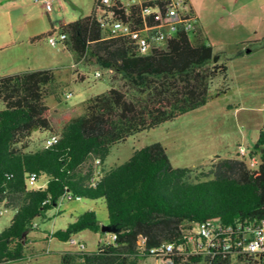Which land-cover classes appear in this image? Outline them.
<instances>
[{"label":"trees","instance_id":"1","mask_svg":"<svg viewBox=\"0 0 264 264\" xmlns=\"http://www.w3.org/2000/svg\"><path fill=\"white\" fill-rule=\"evenodd\" d=\"M142 7L134 5L127 13L121 10V18L132 17ZM96 8H102L99 0ZM108 24L106 16L93 13L61 30L66 34L62 41L81 60L87 57L112 70L107 76L109 89L82 106L58 110L48 104L49 93L61 100L50 69L0 77L4 103L0 108V208L15 210L10 224L0 231V264L25 259L26 235L37 229L36 219L46 218L47 211L69 195V199H102L108 223L101 225L89 210L52 236L69 241L74 233L90 229L116 238L94 251H65L61 264H138L149 254L138 249L141 237L147 248L172 242L190 249L184 234L190 223L264 219V126L248 155L257 157L254 167L247 156H218L208 170L174 167L167 149L155 142L135 150L127 161L105 168L113 145L175 120L230 89L227 62L199 35L194 40L180 33L162 49L141 54L134 41L109 37ZM45 36L29 41L36 43ZM34 131L57 134L59 140L31 148ZM32 173L35 182L43 179L44 184L35 187ZM235 251L214 258L177 256L176 264H236L253 259L234 255Z\"/></svg>","mask_w":264,"mask_h":264},{"label":"rangeland","instance_id":"2","mask_svg":"<svg viewBox=\"0 0 264 264\" xmlns=\"http://www.w3.org/2000/svg\"><path fill=\"white\" fill-rule=\"evenodd\" d=\"M121 1L128 3L130 0ZM208 1L221 3L224 0ZM208 1L206 4H209ZM93 13L98 18L104 15L102 8H96V0H53L51 11L46 9L41 0H0L1 41H20L28 35L45 36L50 32L58 41L56 45L51 44L47 35L36 43L21 42L10 51L11 58L16 62L15 66L22 67L21 69L51 67L61 95V100H58L53 93L48 94L47 102L53 109L65 110L82 106L92 96L103 93L110 87L106 69L87 57L81 63L78 55L61 39L63 26ZM231 58L229 54L222 58L231 69L230 73L228 71L230 89L226 95L215 97L206 105L175 120L167 121L113 145L105 161V168L111 169L127 161L135 150L155 142L162 143L167 149L174 167L202 166V169L208 170L212 160L218 156L225 158L235 155L237 141H241L245 131V123L238 119L234 110H227L226 106L229 103H241L245 107H261L260 111H243L240 114H243L244 120L257 115L264 117V65L261 74L245 81L242 73L244 63ZM96 71H100L102 75L97 77ZM78 73L83 74L82 78L79 79ZM217 83L218 80L212 84L211 93L215 91ZM50 90L52 92V88ZM67 93L72 95L66 97ZM3 106L1 101L0 108ZM35 132L32 141L41 144L44 139L40 131ZM245 159L250 165V158L247 156ZM44 181L42 179L35 182L34 186L43 185ZM89 210L95 213L101 225L108 223V211L102 199L61 198L58 205L47 211L46 218L36 219L39 228L31 229L27 233L29 242L26 258L3 264H61L63 252L77 251L80 247L71 240L62 241L54 236L48 237L50 231L66 229L82 213ZM14 213V209H3L0 215V231L10 224ZM72 239L84 243L85 250L94 251L100 244L112 241V235L83 229L74 233Z\"/></svg>","mask_w":264,"mask_h":264},{"label":"built area","instance_id":"3","mask_svg":"<svg viewBox=\"0 0 264 264\" xmlns=\"http://www.w3.org/2000/svg\"><path fill=\"white\" fill-rule=\"evenodd\" d=\"M41 1L48 11L52 10L53 0ZM116 1L99 0L104 10L103 16H106L109 22L108 35L134 41L141 54L162 49L168 40L177 34L186 33L192 38L198 33V18L189 6L188 0H130L128 3L121 1V4ZM134 5H143L142 10L128 19L121 18L120 11L124 10L127 13ZM65 38L66 34H61V39ZM57 42L56 38L50 37L51 44L56 45ZM101 75L100 71H96L97 77ZM71 95L72 93H67L66 97ZM58 140L57 134H51L44 139L42 145L47 147ZM239 155L248 156L247 148L240 146ZM256 164L257 157H250V166L254 167ZM99 174L98 170L92 178L93 182ZM36 179V174L32 173L31 182H35ZM68 198H71V195ZM2 213L3 208H0V215ZM184 234L185 239L192 245L190 249H187L184 243L177 245L172 242H162L147 248L145 238L141 237L138 240V249L141 253L148 251L149 254L138 264H176L177 256L185 259L188 255L195 254L214 258L218 253L225 256L233 248L236 249L234 255L253 256L251 260L239 261L236 264H264V219L254 221L244 219L233 224H224L220 220L194 222L184 230ZM115 238L112 235V239ZM71 242L77 244L79 250L85 247L84 243L76 242L74 239H71Z\"/></svg>","mask_w":264,"mask_h":264},{"label":"crops","instance_id":"4","mask_svg":"<svg viewBox=\"0 0 264 264\" xmlns=\"http://www.w3.org/2000/svg\"><path fill=\"white\" fill-rule=\"evenodd\" d=\"M208 0H188L189 6L198 18V33L197 35L213 47L215 54L223 56L229 54L231 60L241 61L243 64V78L246 81L249 77L252 78L256 74L262 73L263 51H264V0H224L220 3H214ZM255 6V8H253ZM196 35V36H197ZM34 35L22 37L20 41H1L0 40V77L13 75L33 70L50 69L51 67H29V69H21L22 67L15 66L16 62L11 57V49L19 43H29ZM193 37L195 40L197 37ZM258 48V49H257ZM257 52L255 53V51ZM237 52H242L236 55ZM80 62L83 61L80 59ZM240 62V63H241ZM51 70V69H50ZM230 73L231 69L228 68ZM79 79L83 74L78 73ZM81 76V77H80ZM248 87V84L245 83ZM223 94L222 96L226 95ZM220 96V97H222ZM219 97V98H220ZM234 107V108H233ZM227 110H234V114L239 120L244 121L245 131L241 136V141H237V149L235 155L228 157L239 156V147L244 146L250 153L254 143L258 137L260 129L264 126V117L257 115L251 118L243 119L240 114L243 111H260L261 107H248L227 104ZM243 125V124H242ZM33 132L32 139L35 135ZM41 133V132H40ZM45 139L49 135L41 133ZM43 143V141H42ZM42 143L31 142V148H38ZM168 152V151H167ZM226 158V157H225ZM39 228V225L37 229ZM50 231L48 237H52ZM29 241L27 240V243Z\"/></svg>","mask_w":264,"mask_h":264},{"label":"water","instance_id":"5","mask_svg":"<svg viewBox=\"0 0 264 264\" xmlns=\"http://www.w3.org/2000/svg\"><path fill=\"white\" fill-rule=\"evenodd\" d=\"M102 230L105 231L106 230L105 227H102Z\"/></svg>","mask_w":264,"mask_h":264},{"label":"bare ground","instance_id":"6","mask_svg":"<svg viewBox=\"0 0 264 264\" xmlns=\"http://www.w3.org/2000/svg\"><path fill=\"white\" fill-rule=\"evenodd\" d=\"M77 198H80V196H77Z\"/></svg>","mask_w":264,"mask_h":264}]
</instances>
